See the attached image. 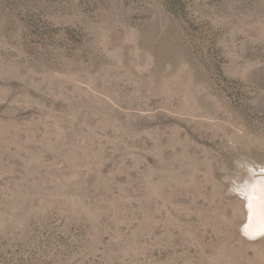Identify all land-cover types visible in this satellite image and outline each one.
I'll use <instances>...</instances> for the list:
<instances>
[{
  "label": "rangeland",
  "instance_id": "obj_1",
  "mask_svg": "<svg viewBox=\"0 0 264 264\" xmlns=\"http://www.w3.org/2000/svg\"><path fill=\"white\" fill-rule=\"evenodd\" d=\"M257 181L264 0H0V264H264Z\"/></svg>",
  "mask_w": 264,
  "mask_h": 264
},
{
  "label": "bare ground",
  "instance_id": "obj_2",
  "mask_svg": "<svg viewBox=\"0 0 264 264\" xmlns=\"http://www.w3.org/2000/svg\"><path fill=\"white\" fill-rule=\"evenodd\" d=\"M260 183V184H259ZM245 202L246 219L243 234L248 237H264V187L261 181L245 190L243 197Z\"/></svg>",
  "mask_w": 264,
  "mask_h": 264
}]
</instances>
